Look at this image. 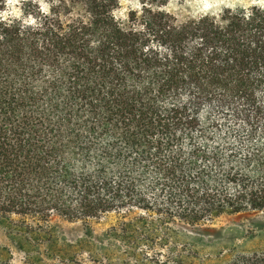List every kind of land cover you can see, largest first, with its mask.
Wrapping results in <instances>:
<instances>
[{"label":"trees","instance_id":"trees-1","mask_svg":"<svg viewBox=\"0 0 264 264\" xmlns=\"http://www.w3.org/2000/svg\"><path fill=\"white\" fill-rule=\"evenodd\" d=\"M118 5L0 18V222L20 218L29 264H264L230 239L206 256L181 243L264 212V3L185 19Z\"/></svg>","mask_w":264,"mask_h":264},{"label":"rangeland","instance_id":"rangeland-1","mask_svg":"<svg viewBox=\"0 0 264 264\" xmlns=\"http://www.w3.org/2000/svg\"><path fill=\"white\" fill-rule=\"evenodd\" d=\"M5 4H6V0ZM119 5L115 14L123 18L131 10H139L141 3L145 0H118ZM164 1L162 6L164 10L172 13L179 19L196 17L204 14H219L225 9H235L239 7H250L255 4L262 5L264 0H158ZM22 2H29V7L22 6ZM51 6V0H17L9 7L6 4L4 10L0 13H11L13 8L18 10L19 15L9 14L13 18L29 21V25L35 22V16L39 13L48 14ZM29 13V17H24V12ZM214 116H218V111ZM117 219L114 215L98 223H93V229L96 233L106 230L110 225H114ZM52 223L57 227L61 236L68 240H75L82 236V225L80 223H71L57 216L52 218ZM20 226V218L13 216L10 222H0V264H29V246L25 240H19L17 229ZM186 233V232H185ZM187 238L181 243L190 242L191 238L198 240V252L200 256H206L215 250H221V246H226L227 241H233L240 245L243 251H252L264 249V212L241 214L238 216L224 217L216 221L212 226L195 230L193 233H186ZM222 238L219 240V237ZM218 238V239H217ZM230 239V240H228ZM222 244H221V243ZM216 243H220L217 245ZM211 244L214 247L211 248Z\"/></svg>","mask_w":264,"mask_h":264},{"label":"clouds","instance_id":"clouds-1","mask_svg":"<svg viewBox=\"0 0 264 264\" xmlns=\"http://www.w3.org/2000/svg\"><path fill=\"white\" fill-rule=\"evenodd\" d=\"M16 2H17V0H6V4L9 7H12ZM9 14H13V15H17L18 16L19 12H18V10L13 8L11 13H9V12L0 13V18H6Z\"/></svg>","mask_w":264,"mask_h":264}]
</instances>
